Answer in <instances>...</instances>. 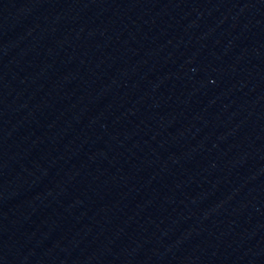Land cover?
Segmentation results:
<instances>
[{
    "label": "water",
    "instance_id": "95a60500",
    "mask_svg": "<svg viewBox=\"0 0 264 264\" xmlns=\"http://www.w3.org/2000/svg\"><path fill=\"white\" fill-rule=\"evenodd\" d=\"M0 264H264V0H0Z\"/></svg>",
    "mask_w": 264,
    "mask_h": 264
}]
</instances>
